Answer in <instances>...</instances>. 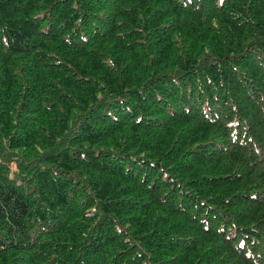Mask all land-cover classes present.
<instances>
[{
	"label": "trees",
	"instance_id": "trees-1",
	"mask_svg": "<svg viewBox=\"0 0 264 264\" xmlns=\"http://www.w3.org/2000/svg\"><path fill=\"white\" fill-rule=\"evenodd\" d=\"M0 264H264V0H0Z\"/></svg>",
	"mask_w": 264,
	"mask_h": 264
}]
</instances>
